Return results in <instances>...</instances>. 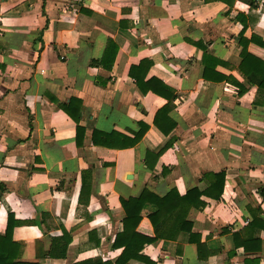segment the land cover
I'll return each mask as SVG.
<instances>
[{
	"label": "crops",
	"instance_id": "0c3cea01",
	"mask_svg": "<svg viewBox=\"0 0 264 264\" xmlns=\"http://www.w3.org/2000/svg\"><path fill=\"white\" fill-rule=\"evenodd\" d=\"M240 40L264 62V0H0V237L9 216L17 260L114 264L120 199L144 188L203 192L204 175L223 173L220 199L202 196L204 207L187 215L192 236L141 255L264 264V94L238 71ZM106 48V66L116 49L111 67L100 63ZM141 61L143 87L161 82L173 101L138 89L129 70ZM71 100L80 104L79 140L60 110ZM166 105L163 127H174L164 135L153 121ZM142 127L140 142L123 148ZM93 132L109 146H94ZM147 149L159 153L152 170Z\"/></svg>",
	"mask_w": 264,
	"mask_h": 264
},
{
	"label": "trees",
	"instance_id": "16d2710c",
	"mask_svg": "<svg viewBox=\"0 0 264 264\" xmlns=\"http://www.w3.org/2000/svg\"><path fill=\"white\" fill-rule=\"evenodd\" d=\"M242 44V52L240 54V65L238 71L245 79L246 83L256 86L258 91L264 94V62L250 55L246 51L247 41L240 40ZM262 45V44H261ZM116 49L112 53V59L109 65H105V58L109 50H105L104 57L100 63L104 67H111ZM149 68L146 61H141L137 66H132L129 70V77L135 82L138 89L145 94L147 90L153 91L157 96L171 102L174 100L175 95L168 87L161 82L154 81V87L144 88L141 84L145 74ZM203 78L207 80L205 73ZM238 88V93L242 94L244 88L241 85L234 83ZM80 104L75 100H71L69 104L62 105V110L68 117L76 124V137L81 138L84 130L78 126V112ZM169 112V106H164L157 111L154 117L153 124L162 132L167 135L174 127L173 123H169L167 128L163 127L165 118ZM146 131L142 127L137 133L134 134L132 139L126 138V145L123 148H133L144 136ZM109 138L107 135L93 132L91 141L94 146H109L104 139ZM103 139V140H102ZM170 146V145H168ZM167 147V146H166ZM165 149V148H164ZM159 153L157 154V156ZM157 156H153L151 150H146L145 165L148 170H152L153 165H149L148 160H156ZM166 172L162 170V175ZM224 175L207 174L204 175L203 181L207 184V188L203 192L197 189L187 191L183 196H179L175 189L169 190L165 195L158 196L148 188H144L137 198H129L127 200L120 199V205L123 210L124 218L122 220V231L118 233L112 245V249L121 250L120 255L114 264H128L130 261H135L140 264H157L149 258L141 255L145 246L155 244L158 241H175L180 234L186 233L192 236L191 224L187 221V215L191 209L201 210L204 203L200 201V197H207L214 200H219L222 193ZM145 206L154 208L153 212L148 213L145 217L142 212ZM11 219L8 216L7 227L4 236L0 237V264H35V263H22L17 260L19 255V246L11 241V232L13 225L9 222ZM65 234V233H63ZM64 236V235H63ZM69 239L66 240L62 248L61 254L58 258L65 257V251L68 246ZM10 243L13 252L10 253L9 249H4V245ZM247 250V247H243ZM16 251V252H15ZM50 258L55 255L49 254ZM75 264H105L100 259L86 260Z\"/></svg>",
	"mask_w": 264,
	"mask_h": 264
}]
</instances>
